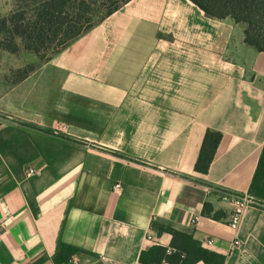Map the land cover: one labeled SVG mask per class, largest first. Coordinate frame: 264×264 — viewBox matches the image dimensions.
Here are the masks:
<instances>
[{"label":"crops","instance_id":"0c3cea01","mask_svg":"<svg viewBox=\"0 0 264 264\" xmlns=\"http://www.w3.org/2000/svg\"><path fill=\"white\" fill-rule=\"evenodd\" d=\"M245 29L190 0H131L56 53L32 125L0 122V264L160 263L178 251L167 229L264 264V209L225 199L249 196L264 148V52ZM13 71L11 115L29 108ZM209 130L222 140L202 174Z\"/></svg>","mask_w":264,"mask_h":264},{"label":"trees","instance_id":"16d2710c","mask_svg":"<svg viewBox=\"0 0 264 264\" xmlns=\"http://www.w3.org/2000/svg\"><path fill=\"white\" fill-rule=\"evenodd\" d=\"M130 1L16 0V9L9 16L0 19V49L12 54H17L23 49L35 54L49 50L58 53L93 28L98 23L96 21L99 15L103 20ZM190 1L208 17L220 20L230 18L237 24H244L245 43L259 52H264V0ZM23 72V78L29 76L28 69H24ZM221 140L220 132L210 130L207 132L195 166L197 172L208 173ZM249 196L255 202L264 205V148ZM205 210L208 212V204ZM167 230L173 234L175 239L173 245L178 250L176 254L167 258L168 264H194L197 261H203L205 264H224V257L203 249L199 243L193 242L191 237L176 230ZM178 236H184L183 246H177ZM69 249V256L78 252L76 248Z\"/></svg>","mask_w":264,"mask_h":264},{"label":"rangeland","instance_id":"374dc122","mask_svg":"<svg viewBox=\"0 0 264 264\" xmlns=\"http://www.w3.org/2000/svg\"><path fill=\"white\" fill-rule=\"evenodd\" d=\"M16 5V0H0V19L9 16L16 9ZM100 18L101 15H99L96 22H99L101 20ZM55 54L53 50L35 54L24 49L17 54H12L0 49V65L7 67L13 66L14 68L11 78L8 80H13L14 82L15 95L20 96L22 92L25 93L27 90L29 92V108L22 109V105L20 104V108L16 107L17 109L15 110L18 111L15 114L11 115L0 112V122L4 120H13L21 124L32 125L28 123L29 120H27V118L36 114V111L44 104L47 89L54 78V72L49 70L46 65ZM24 69L29 70L28 77H30V79L28 84H20V80L25 79L23 78ZM28 77H26V79ZM249 205L264 209L263 204L250 202Z\"/></svg>","mask_w":264,"mask_h":264},{"label":"built area","instance_id":"2783aa9c","mask_svg":"<svg viewBox=\"0 0 264 264\" xmlns=\"http://www.w3.org/2000/svg\"><path fill=\"white\" fill-rule=\"evenodd\" d=\"M64 128H65L64 125L59 126V130L64 129ZM35 173H36V171L34 169H29V175L35 174ZM119 189H120V185H116L115 190L119 191ZM225 199H228V200L236 203L238 205L237 207L239 209L238 210L239 213H241V210L247 206H254V205H249L250 202L258 204L257 202L253 201V199L250 196H243V195H238V194L228 193L227 196H225ZM238 221H239V217L235 218L234 223L236 224ZM195 222H196V218L193 220V223H195ZM155 264H157V263H155ZM158 264H168V262L166 260H164Z\"/></svg>","mask_w":264,"mask_h":264}]
</instances>
